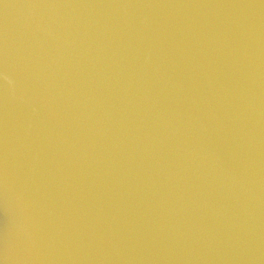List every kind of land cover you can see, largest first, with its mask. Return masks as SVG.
Wrapping results in <instances>:
<instances>
[{
    "label": "water",
    "instance_id": "95a60500",
    "mask_svg": "<svg viewBox=\"0 0 264 264\" xmlns=\"http://www.w3.org/2000/svg\"><path fill=\"white\" fill-rule=\"evenodd\" d=\"M8 264H264V0H0Z\"/></svg>",
    "mask_w": 264,
    "mask_h": 264
},
{
    "label": "bare ground",
    "instance_id": "6f19581e",
    "mask_svg": "<svg viewBox=\"0 0 264 264\" xmlns=\"http://www.w3.org/2000/svg\"><path fill=\"white\" fill-rule=\"evenodd\" d=\"M18 217L9 199L0 188V264H8L16 252L17 244L13 238L17 230Z\"/></svg>",
    "mask_w": 264,
    "mask_h": 264
}]
</instances>
